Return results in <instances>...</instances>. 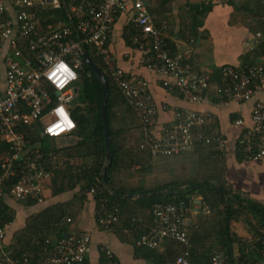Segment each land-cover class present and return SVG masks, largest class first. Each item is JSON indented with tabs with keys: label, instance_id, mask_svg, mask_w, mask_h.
Masks as SVG:
<instances>
[{
	"label": "built area",
	"instance_id": "2783aa9c",
	"mask_svg": "<svg viewBox=\"0 0 264 264\" xmlns=\"http://www.w3.org/2000/svg\"><path fill=\"white\" fill-rule=\"evenodd\" d=\"M148 2L78 0L68 7L64 0H0V148L6 147L0 165V264H82L91 253L90 234L79 232L61 238L40 255L14 256L7 250L2 214L6 196L17 202L45 203L54 176L50 166L53 168L57 163V156L34 144L28 136L37 131L49 139H61L76 130L77 126L72 133L60 137H51L45 132L58 119L54 112L58 104H63L73 119L71 107L77 96L76 83L87 48L102 59L127 104L148 129L142 148L152 156L187 154L196 140L213 145L218 155L226 152L221 135L203 134L211 121L205 112L175 110L174 123L163 128L158 136L154 135L150 129L156 123L158 108L148 81L130 77L108 51L113 28L118 19H123L131 27V45L145 53L146 67L162 78L165 88L191 104L209 101V77L197 73L184 54H171L165 37L155 25ZM60 10L66 13L65 21H59L58 28L49 25L43 31L39 13ZM256 37L260 39L261 35ZM255 44H249L248 50H254ZM261 60L258 65L221 67V87L216 90L225 104L253 102L250 126L244 127L243 120H237L235 125L244 127L236 144L237 151L255 163H264V58ZM60 61L77 73V79L63 91L49 79L52 68ZM98 191L99 184L90 188L91 194ZM187 211L183 203L155 204L152 225L137 245L162 250L167 241L173 240L188 246ZM117 214L118 207L110 210L103 205L96 219L97 226L112 232L119 221ZM101 252L108 264H119L110 247H103ZM249 252L251 258L242 260L241 264H264V228H259L252 238ZM187 256V253L178 256L174 264H192ZM232 263L221 251L210 262Z\"/></svg>",
	"mask_w": 264,
	"mask_h": 264
},
{
	"label": "trees",
	"instance_id": "16d2710c",
	"mask_svg": "<svg viewBox=\"0 0 264 264\" xmlns=\"http://www.w3.org/2000/svg\"><path fill=\"white\" fill-rule=\"evenodd\" d=\"M64 1L70 7L78 0ZM229 4L235 8V12H243L249 19L252 18V23L247 27L254 42L256 41V44L253 42L255 49L248 50L243 57V64L236 67L258 65L264 58V0H248L242 5L229 0ZM193 8H195V11H192L193 16L196 14L202 17L200 22L196 24L195 20L190 26L197 30L211 10V5L202 4ZM38 16L43 31H46L49 25L58 28V22L66 19L64 10L41 12ZM257 34L261 35L260 39H257ZM130 37L131 27L125 24L123 39L128 46L131 44ZM166 45L172 55L178 53L170 40H166ZM87 51L105 73L109 85L106 110L110 132V156L107 165L105 167L106 145L101 118L102 86L98 77L83 63L76 83L77 96L71 107L76 130L61 139H49L37 131L28 136L34 144L42 146L45 151L51 150L57 156V163L53 168L50 166L54 176L49 189L54 200L46 199L42 205L33 200L14 202V205H10L9 200H6L9 196H6L2 212L6 231L13 223L25 220L20 229L13 233L12 238L9 236L10 242L7 236V250L14 256L40 255L45 249L53 247L58 240L72 234L70 227L83 211L90 195L95 204L96 219L103 205L110 210L118 207L119 221L114 226L113 234L121 241L132 245L136 257L148 260L152 264H174L176 258L185 253L192 264H210L212 256L218 251L228 255L232 264H239L242 260L251 258L245 242L242 243L246 249L242 248L240 257L235 256L232 224L242 221L250 228L251 233L257 235L258 229L264 228V204L250 198L246 193L234 190L226 181L224 158L226 152L218 155L213 145L196 140L191 152L174 156L187 157L186 162L189 163L191 170H188L187 177L182 180L168 179L170 165L166 162L153 163L156 157L152 156L149 150L142 148L148 129L140 123L127 104L102 59L97 58L89 48ZM209 79L211 83L218 84L216 89L221 87L218 71ZM203 134L220 135L207 127ZM5 150L6 147L0 148V165ZM235 152L239 161H251L237 151V146ZM153 174H157L158 178L155 179V183L147 185L145 177ZM136 177L144 183L134 184ZM96 184H99L100 191L91 194L90 188ZM198 186L201 188H197ZM169 189L172 190L162 193ZM71 193L75 194L70 201L55 202L56 198ZM112 193L121 196L159 194L127 200L113 196ZM198 197L201 198L200 203H197ZM157 203H183L188 209L187 216L191 210L196 211L195 220L188 224L190 240L188 246L173 240L167 241L162 250H151L137 245L139 239L148 233L152 225V211ZM25 214L30 215L24 219ZM82 264H88L87 258ZM101 264H108L103 253Z\"/></svg>",
	"mask_w": 264,
	"mask_h": 264
},
{
	"label": "crops",
	"instance_id": "0c3cea01",
	"mask_svg": "<svg viewBox=\"0 0 264 264\" xmlns=\"http://www.w3.org/2000/svg\"><path fill=\"white\" fill-rule=\"evenodd\" d=\"M236 4H246L248 0H233ZM205 4L211 5V10L203 18L202 26L194 30L191 24L202 20L199 15L193 16V7ZM150 13L155 18V25L166 40L173 43L178 53L184 54L185 60L193 69L202 75L210 77L219 72L223 66H239L243 64V57L248 51V45L254 42L248 29L252 18L243 12H235L229 0H149L147 3ZM189 11V12H188ZM125 21L118 19L111 33L108 51L115 58L117 65L130 77H142L148 81L150 92L158 108V117L154 127L150 130L154 135H159L161 130L174 123L175 110L205 112L211 116L207 128L219 133L226 142L225 179L234 190L246 193L250 198L264 204V163L239 161L235 146L239 135L251 124L253 102L225 104L217 93V85L211 83L210 99L206 103L191 104L185 102L177 93L170 92L164 87L162 78L149 70L145 65V53L128 46L123 39ZM167 107V110L164 109ZM237 120H243L244 127L235 125ZM263 167L261 173L256 172V167ZM188 167V166H186ZM171 171V168H169ZM166 176H168L166 172ZM139 180L134 178L133 182ZM76 193V192H75ZM75 193L65 194L56 198L55 202L70 201ZM51 191L47 193V201H53ZM83 211L76 217L70 227L72 234L87 232L92 239L91 253L87 256L88 264H101V249L108 246L113 251L119 264H152L150 261L135 256V248L129 243L121 241L113 232H106L97 226L95 204L92 196ZM8 203L14 201L8 197ZM200 203L201 198L196 199ZM15 202V203H14ZM52 204V203H51ZM31 214V212H30ZM30 214H25L24 219ZM196 211L191 210L187 216L188 224L195 220ZM25 220L13 223L7 231L8 241L13 233L20 229ZM23 225V224H22ZM234 234L233 250L238 258L242 248L249 246L255 236L250 228L242 221L232 224ZM10 236V237H9ZM246 243V247L244 244ZM249 242V245H248ZM7 245V240H6ZM251 256V254H250Z\"/></svg>",
	"mask_w": 264,
	"mask_h": 264
},
{
	"label": "clouds",
	"instance_id": "9594fccd",
	"mask_svg": "<svg viewBox=\"0 0 264 264\" xmlns=\"http://www.w3.org/2000/svg\"><path fill=\"white\" fill-rule=\"evenodd\" d=\"M48 59L51 62V58ZM49 79L59 90L63 91L77 79V73L68 64L60 61L52 68ZM54 112L58 119L52 126L45 129L46 134L51 137H60L65 133H72L76 128V124L65 106L58 104Z\"/></svg>",
	"mask_w": 264,
	"mask_h": 264
},
{
	"label": "water",
	"instance_id": "95a60500",
	"mask_svg": "<svg viewBox=\"0 0 264 264\" xmlns=\"http://www.w3.org/2000/svg\"><path fill=\"white\" fill-rule=\"evenodd\" d=\"M83 61L84 64L93 71V73L98 77L101 86H102V105H101V118L103 121V125H104V138H105V145H106V163H105V167L107 165L109 156H110V132H109V126H108V119H107V101H108V96H109V85H108V81L106 79V75L105 73L102 71V69L91 59V57L89 56V54L87 52H85L83 54ZM75 92L77 93V89L75 90ZM104 167V169H105ZM197 188H201L200 186H198ZM172 189H169L167 191H163L162 193L165 194L167 192H169ZM217 191H220L219 189H216ZM159 193H151V194H143V195H138V196H121V195H116L113 194L112 195L118 197V198H124L127 200H136L139 198H147V197H151V196H156Z\"/></svg>",
	"mask_w": 264,
	"mask_h": 264
},
{
	"label": "rangeland",
	"instance_id": "374dc122",
	"mask_svg": "<svg viewBox=\"0 0 264 264\" xmlns=\"http://www.w3.org/2000/svg\"><path fill=\"white\" fill-rule=\"evenodd\" d=\"M59 146H62V145H59ZM187 161V157H180V158H174V157H171V158H154L153 159V163H157V164H161V163H167L168 165H170L171 167V171H170V177H167L168 179H177V180H182L184 178L187 177L188 175V170L189 169V163L186 162ZM188 167H185L187 166ZM263 167L261 166H257L256 167V172L257 173H261V170H262ZM170 170V169H169ZM191 171V170H190ZM264 177V175H261ZM147 179V185H150L151 183H155V179L158 178L157 174L156 175H149V176H146L145 177ZM179 178V179H178ZM264 180V178H262ZM160 180V179H159ZM138 182V183H137ZM139 183H144L143 181H139L137 180L134 184H139Z\"/></svg>",
	"mask_w": 264,
	"mask_h": 264
}]
</instances>
